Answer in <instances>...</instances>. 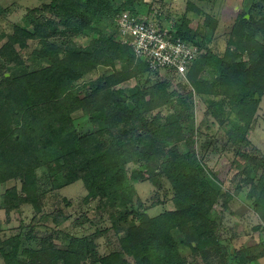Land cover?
Returning a JSON list of instances; mask_svg holds the SVG:
<instances>
[{
	"label": "trees",
	"instance_id": "obj_1",
	"mask_svg": "<svg viewBox=\"0 0 264 264\" xmlns=\"http://www.w3.org/2000/svg\"><path fill=\"white\" fill-rule=\"evenodd\" d=\"M120 1L49 0L31 10L30 30L14 26L0 41V184L11 179L21 184L20 190L13 186L3 193L2 208L9 215L29 203L40 211L45 190L37 171L45 167L54 184L60 176L66 185L83 183L84 202L91 206L87 212L111 221L114 229L127 223L117 233L120 249L99 257L86 237L61 247L57 230L65 217L55 210L56 228H47L36 248H22L20 235L0 240L4 264H130L125 256L133 264H186L179 243L188 244L193 253L221 254L216 211L227 207L230 196L199 159L187 97L195 93L206 96L207 113L215 117L223 103L233 108L240 123L226 137L235 145L236 167L243 163V175L255 174L244 183L251 186L248 196L254 197L255 207H263L264 158L251 155L245 134L264 91V17L248 19L239 12L230 28L234 45L220 54L198 43L200 29L189 27L185 16L174 23L175 36L192 41L199 57L184 77L188 85L179 82L172 90L169 78L160 80V71H151L128 44L116 39L118 14L141 15L135 8L142 0ZM187 5L202 13L192 0ZM203 22L215 27L210 20ZM77 34L90 35L89 43H76ZM30 40L38 44L32 55L40 61L32 69L18 51ZM206 66L215 73L211 81L199 77ZM99 67L110 72L78 83ZM131 79L135 86L117 87ZM165 106L173 110L161 115ZM78 109L89 116L94 131L77 133L71 114ZM130 164L136 167L128 171ZM137 181H149L159 190L169 183L174 209L150 217L135 193Z\"/></svg>",
	"mask_w": 264,
	"mask_h": 264
},
{
	"label": "rangeland",
	"instance_id": "obj_2",
	"mask_svg": "<svg viewBox=\"0 0 264 264\" xmlns=\"http://www.w3.org/2000/svg\"><path fill=\"white\" fill-rule=\"evenodd\" d=\"M117 1L115 0L116 3H118ZM48 2L49 0H0V41L2 43L5 41L3 36L10 35L14 26L30 30L28 18L31 15V10ZM187 2L188 0H142L139 5L137 4L135 10L160 26L169 23L168 26L166 25L167 27L179 23L180 19L185 16L189 20V27L200 29L198 43L202 44L203 48H209L215 54H220L226 48L233 47L230 28L239 12L246 13L248 19L250 15L257 19L264 17V5L261 2L257 3V0H192L194 6L201 8V14L192 11ZM113 4L115 5V3ZM209 14L215 17L213 16L211 20L207 18ZM205 19L210 20L211 24H215V27L205 26L203 22ZM117 37L116 35L118 40ZM256 38L261 40L262 36L259 34ZM73 39L81 46H85L89 43L91 36L77 34ZM36 45H38L36 41L30 40L25 49H18L21 58L25 59V64L30 69L40 66L39 59L32 55V50ZM12 72L14 73V70ZM109 72L110 68L99 67L91 76L89 75L78 83L82 84L89 81V78H96ZM214 76V71L207 66L199 75L209 81ZM165 78L170 79L172 90L177 89L179 82L188 85L184 77L168 75L165 71L160 72L159 79ZM135 84L136 80L131 79L117 87L129 89ZM187 97L191 98L192 102L191 126L196 130V148L199 159L204 162L211 174L214 172L218 176L219 187L223 192L229 193L230 199L226 208L219 206L216 211L220 223L219 244L223 247L221 254L215 250L193 253L188 244L180 243L178 249L186 264H264V204L261 209L256 208L254 197L248 196L251 186L244 182H246V178H253L255 174L251 173L250 177L243 175V166L245 165L243 163L240 167H236L234 160L238 157L235 145L226 137L230 130L239 126L240 121L237 120L233 108L226 103H223L222 108L219 109L223 115H220L221 112L216 110L215 117L207 113L206 96H203L202 99L195 93L194 96L191 94V97L190 95ZM172 110L170 106H165L159 111L161 115H167ZM71 117L79 135L96 129L82 109L74 111ZM246 129L245 135L249 140L247 147L249 152L251 155L264 158V91L259 96L253 120ZM180 150L185 152V146L181 145ZM246 165L248 164L246 163ZM248 166L252 168L251 165ZM134 167L136 165L130 164L127 169L130 171ZM37 175L45 190L42 202L44 206L40 211L34 209L32 204L27 203L7 215L2 208V195L13 186L20 190L21 184L14 179L0 184V240L20 235L22 248H36L39 240L46 235V229L56 228L51 214L55 210H60L65 217L57 230L60 234L57 242L61 247L66 246L73 238L86 237L94 243V250L99 257L119 251L117 233H123L127 228V223H117V227L114 229L111 221L101 219L94 212H87L91 206L84 202L87 191L81 181L66 185L60 176L56 177L57 180L54 184L53 181H50L45 167L39 169ZM133 186L140 201L148 208L150 217L174 209L172 189L169 183L165 182V186L161 190L153 187L149 181H137L133 183ZM131 218L129 217V219ZM96 231H99L100 234L95 235ZM29 234L31 239L28 238ZM222 255L225 257L222 258ZM125 257L130 264H133L132 258ZM0 264H4L1 254Z\"/></svg>",
	"mask_w": 264,
	"mask_h": 264
},
{
	"label": "built area",
	"instance_id": "obj_3",
	"mask_svg": "<svg viewBox=\"0 0 264 264\" xmlns=\"http://www.w3.org/2000/svg\"><path fill=\"white\" fill-rule=\"evenodd\" d=\"M116 26L118 40L128 44L151 71L185 77L199 56V48L192 41L175 36L171 27L160 26L148 17L122 12Z\"/></svg>",
	"mask_w": 264,
	"mask_h": 264
},
{
	"label": "water",
	"instance_id": "obj_4",
	"mask_svg": "<svg viewBox=\"0 0 264 264\" xmlns=\"http://www.w3.org/2000/svg\"><path fill=\"white\" fill-rule=\"evenodd\" d=\"M123 99L126 101V98H123ZM128 106H129L130 109H133V105H132L131 102H128Z\"/></svg>",
	"mask_w": 264,
	"mask_h": 264
}]
</instances>
